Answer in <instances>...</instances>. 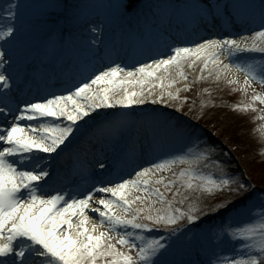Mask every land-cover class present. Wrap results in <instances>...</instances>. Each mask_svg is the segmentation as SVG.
Masks as SVG:
<instances>
[{"label":"snow or ice","instance_id":"obj_1","mask_svg":"<svg viewBox=\"0 0 264 264\" xmlns=\"http://www.w3.org/2000/svg\"><path fill=\"white\" fill-rule=\"evenodd\" d=\"M41 7L48 6L17 0L0 8V264H264V188L233 172L223 151L186 114L177 115L187 97L181 98V88L171 90L178 83L173 69L188 79L185 63L202 60L201 73L207 69L220 79L232 67L219 61L225 50L244 73L242 91L253 81L264 85V23L243 44L228 38L177 42L161 33L152 50L140 33V59L96 61L69 76L59 92L21 100L10 70L18 56L26 61L39 20L34 10ZM109 7L131 17L144 6L127 0ZM260 13L264 20V0ZM199 19L219 22L212 5ZM50 23L55 29L60 21ZM253 93L250 103L233 108L264 103V94ZM67 157L76 163L59 167ZM177 165L184 167L176 171ZM205 221L201 234L209 246L232 245L231 256L177 258L175 242L190 234V243L191 230ZM193 251L199 256L203 249Z\"/></svg>","mask_w":264,"mask_h":264},{"label":"rangeland","instance_id":"obj_2","mask_svg":"<svg viewBox=\"0 0 264 264\" xmlns=\"http://www.w3.org/2000/svg\"><path fill=\"white\" fill-rule=\"evenodd\" d=\"M125 1L126 0H67L66 2L69 3L67 6H65L63 0H28L29 3L44 5L48 7H41L34 10L35 15L39 17V20L36 22L31 36L32 39L35 36L40 38L42 37L43 42L41 41L42 43H40L37 48L32 47L34 45L33 42L27 53V58L38 50L39 54L34 56V58L33 56H31V58L29 57V59L33 60H30V63H28V65H32L31 68L27 70L22 68L14 75V79H20V74L23 73V70H26L30 74L31 84L30 87L25 90L26 92L28 91L27 96L32 93L39 94V87L41 86L49 88V92H54V89H52L53 86L51 84L52 81L48 78V76L50 75L45 76V74L54 71L57 65L67 67V65L69 66L70 64H73L71 72H73L74 69H79L78 63L72 60V58L75 57V54L72 50L68 49L67 44H69V42L66 39L64 40V38L61 39V36L63 35L60 32V28L62 30L65 27L76 24L75 20H79V15L81 13L80 11L84 10L86 12L84 17H94V25L90 26V28L96 27V25L101 28V30H97L96 33H93L95 35L93 40L95 41H98L101 38V35L103 37L102 31L112 29L113 33H117L120 29H122L124 25V29L128 30V27H130L128 23L130 22V19L133 18V16L125 17L124 15H121L119 12H117L114 8L109 7V5ZM9 2H17V0H0V8L6 6ZM250 3L260 9L261 0H244V2H242L241 0H231L229 6H233V8L238 10V8L243 9L241 7L244 4L248 5ZM142 5L147 7V9L148 7H150L152 13H156V16L159 14L160 18L163 16V18H165L166 20L175 21L184 20L186 17H190L192 15L201 16V9L206 8L208 5L214 6V3L208 2L206 0H184L180 9H165V13L161 10V7L159 6V2L157 0H144L142 2ZM252 11H254V8ZM156 16L154 17L155 20H157ZM57 17H59L58 19L60 21V24L54 33L52 32L53 25L50 23V21L51 19ZM84 17H82L81 20H83ZM256 19L259 28L247 35V37H251L254 32L259 31L262 23H264V20H262L261 16H258V18L256 17ZM2 22L3 18L0 17V23ZM84 28H86V26ZM158 31L159 29L154 28L151 31L147 30L146 33L149 36L150 34H157ZM48 33H54V35L49 34V36H52V39H55L53 40V43H45V39L47 37L46 35ZM77 36L84 37L86 36V34L81 32L80 34H77ZM85 39H88V41L91 43L93 41L91 40V38H89V36H86ZM207 39H214V37L210 36ZM60 42L61 45H64L66 56H64V59L62 60L57 59L54 62L53 66H51V64L49 66L48 60L50 63L53 60L50 55L53 52L56 53L58 51ZM248 43L251 44V41L249 40ZM0 45H4V42L0 41ZM79 45L81 46V44ZM81 49L83 51L86 50L85 48ZM45 51L48 52L49 55L47 54L48 56L43 58L41 56V53H45ZM129 55L130 54L122 57L124 60H126ZM225 55V53L219 55V61L225 59ZM78 56L79 55L77 54V57ZM238 56H240L241 59L245 58L240 54H238ZM255 59H261L260 55L256 54ZM23 60H25L24 57L18 56L12 68L19 67L20 63L23 62ZM224 64H229L232 66L230 71H228L227 73H222L220 75V79H216L215 73H213V75L210 77L208 76L207 69L203 73H201L200 69L202 68V60L197 61V63L192 67H189L188 63H185L183 70L188 79L184 80L180 78L176 75V70L173 69L172 76L178 80V83L174 85L171 90H175V88L182 89L180 92V96L181 98L187 97V100L183 102V113L180 114H186L184 115L185 120H189L193 123L198 121L202 126H205L208 131V133L206 132L207 136H205L212 142H214L217 145L218 149H221L223 151L225 155L221 157V159L227 161V163L231 166V170L233 168V172L239 175H241L240 173H242L240 170L241 168L239 167L240 164L238 163L239 161L237 159V156H235V151L240 152V155H242L245 160L249 161L251 166V173L249 172V174L251 178L247 180L245 175H243V177L245 178V180L255 185L256 189L259 190L261 188H264V118H262L264 117V103L256 101L254 104L255 110L249 109L247 111L235 110L233 108V105L239 103H250L251 97L254 94L253 89L256 93L264 94V85L257 81H253L252 86L249 88L247 93H245L241 90L244 84V73L236 71V63L233 59L226 61ZM201 75L206 78L198 79V77H200ZM229 78H235L239 81V83L228 84L227 80ZM21 81H24V78H21ZM21 81H17L16 84L12 83V85L15 86L16 89H20L19 92H22L24 89V83L21 84ZM48 81H50V84ZM165 83H167V80H165ZM185 84L189 85V88L187 90H184L183 86ZM205 89H207V91H205ZM158 91L159 88H157V92ZM201 101L205 102V105L203 106V118L199 117V113L201 112L202 108ZM175 103L179 102L177 101ZM150 107L156 106L151 105ZM142 108L143 106H139L137 108V111H140ZM168 109H172L171 102ZM189 109H191V111H189ZM131 118H134V115ZM202 132L204 134V131ZM140 135L142 139L145 133H143L142 131ZM147 135H150V133H148ZM133 136H135V138L137 136L135 130H133V132L131 133V137ZM176 147H178V145H176ZM180 167L184 166L177 165L175 166L174 170L178 171ZM210 170L211 169H207L206 171ZM163 174L166 176H171V173ZM97 179H99V177H97ZM259 194V191H257L256 195L259 196ZM169 198H171L170 195ZM218 198L220 197H217V199ZM93 207H95L94 204ZM260 211L261 209L259 208L254 209L255 213H259ZM206 225L207 223H204L198 228L191 230L192 233H195V236L190 243L187 240V237L190 234H185L184 237H180V239L175 242L174 250L176 251L177 258L183 257L185 259L190 258L207 260L209 256H212L213 259L215 258V255H220L222 257L231 256L233 250L232 245L217 242L215 246H209L207 238L203 234H201V229H203ZM236 247L239 246L236 245ZM199 249H203V251H201L200 255L197 256L196 252L193 250Z\"/></svg>","mask_w":264,"mask_h":264},{"label":"bare ground","instance_id":"obj_3","mask_svg":"<svg viewBox=\"0 0 264 264\" xmlns=\"http://www.w3.org/2000/svg\"><path fill=\"white\" fill-rule=\"evenodd\" d=\"M226 11H228V12H233V9H231V8H227V10ZM89 19H88V22L87 23H90V22H92L93 20H94V18L93 17H88ZM164 30H172L173 29V26H172V22H166L165 24H164ZM71 29H75V31L76 30H78V31H81V30H83L84 29V26H82V25H80V24H78V25H76L75 27H73V28H71ZM257 29V27H255V26H252V27H250L248 30H246L245 32H242V30L240 31V32H237V31H233V30H228V29H223V31H221V32H217V33H215L214 34V36H215V39H225V38H228V39H232V38H235V37H238V38H244V37H247V35L248 34H250L253 30H256ZM123 30V29H122ZM244 31V30H243ZM84 32H86L85 34H86V36H92L93 34L92 33H90V32H88L87 30H85L84 29ZM86 36H84V37H82V46H88V47H90L89 46V44H87L84 40H86L85 38H86ZM243 40V39H242ZM81 42V41H80ZM227 50H225V51H223V52H221V54L222 53H224V52H226ZM121 54L122 53H120V52H118L113 58H111V59H109V60H107V61H110V60H116L117 59V57H119V60L117 61V62H121L122 64L123 63H126V62H131V60H126V61H123L122 60V57H121ZM138 59H140V58H138ZM27 61L28 60H26V61H24V63H22V65H21V67H24L26 64H27ZM107 61H105V62H107ZM144 62H146V61H144ZM222 62V61H221ZM225 62H222V64H224ZM236 63V62H235ZM18 69L17 68H13V70L11 71L12 73H15L16 71H17ZM7 74V73H6ZM13 89V88H12ZM13 93L15 94V95H17L18 96V98L19 99H21V100H23V99H28V98H23L22 96H19L18 95V93H16L15 91H13ZM0 106H2V105H0ZM9 119H11V117H9ZM137 146H139V145H137ZM86 147H88L87 145L86 146H84L83 148H86ZM97 149H99V146L97 145ZM89 159H91V157H89ZM76 163V161H74L73 159H69L68 157L67 158H65L64 159V161L62 162V164L61 165H59V167H61V168H71L74 164ZM55 166V165H54ZM97 166H98V164L97 165H94V167L95 168H97ZM100 198V196H98V195H94V197H93V199L94 200H98ZM95 205V204H94ZM95 206H97V205H95ZM89 216L91 217V222H94V223H98L99 222V217H98V215H93L91 212H89Z\"/></svg>","mask_w":264,"mask_h":264},{"label":"trees","instance_id":"obj_4","mask_svg":"<svg viewBox=\"0 0 264 264\" xmlns=\"http://www.w3.org/2000/svg\"><path fill=\"white\" fill-rule=\"evenodd\" d=\"M137 0H133V2L135 3ZM222 136V135H221ZM224 137V136H223ZM224 141V140H223ZM224 143V142H223ZM217 144H219V143H217ZM224 148V147H223ZM236 152V154H235V156H237V159H238V163L240 164V170H241V172L242 173H240L242 176L243 175H245L246 176V179L248 180V179H250L251 178V176H250V174H249V172L251 173V166H250V163H249V161H247V160H245L244 158H243V156L242 155H240L241 153L240 152H238V151H235ZM232 170H233V168H232ZM234 170H235V168H234ZM263 184V183H262Z\"/></svg>","mask_w":264,"mask_h":264}]
</instances>
